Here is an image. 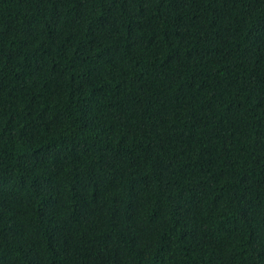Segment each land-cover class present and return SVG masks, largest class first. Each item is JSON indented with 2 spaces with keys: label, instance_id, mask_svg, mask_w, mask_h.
Masks as SVG:
<instances>
[{
  "label": "trees",
  "instance_id": "trees-1",
  "mask_svg": "<svg viewBox=\"0 0 264 264\" xmlns=\"http://www.w3.org/2000/svg\"><path fill=\"white\" fill-rule=\"evenodd\" d=\"M0 264H264V0H0Z\"/></svg>",
  "mask_w": 264,
  "mask_h": 264
}]
</instances>
